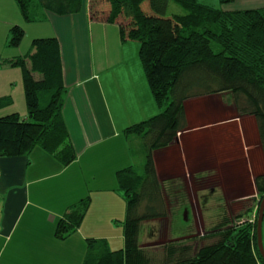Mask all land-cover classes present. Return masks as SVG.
I'll return each mask as SVG.
<instances>
[{
  "label": "crops",
  "instance_id": "obj_1",
  "mask_svg": "<svg viewBox=\"0 0 264 264\" xmlns=\"http://www.w3.org/2000/svg\"><path fill=\"white\" fill-rule=\"evenodd\" d=\"M90 4L82 0L77 13L63 16L38 10L26 22L16 0H0V118L27 119L22 72L9 62L29 55L33 40L55 38L66 91L61 113L76 154L68 166L40 148L24 157L0 158V264H83L87 239L105 240L111 251L123 249L125 202L116 175L127 168L138 171L145 161L141 140L124 130L162 108L153 100L138 44L122 43L117 24L92 19ZM260 8L264 0L221 7ZM14 26L24 31L17 48L7 45ZM189 105L200 109L191 114ZM184 111L183 131L154 153L159 180L182 178L193 187L188 194L203 202L207 194L216 196L226 204L220 214L227 217L251 215L252 205L240 204L257 202L254 178L264 173L255 119L238 115L228 93L188 100ZM86 199L80 227L56 239L58 220ZM262 243L264 248V238Z\"/></svg>",
  "mask_w": 264,
  "mask_h": 264
},
{
  "label": "trees",
  "instance_id": "obj_2",
  "mask_svg": "<svg viewBox=\"0 0 264 264\" xmlns=\"http://www.w3.org/2000/svg\"><path fill=\"white\" fill-rule=\"evenodd\" d=\"M207 1L91 0L92 19L117 24L122 43L138 44L146 81L162 111L124 130L141 140L145 161L142 173L127 168L116 175L125 202L123 249L111 251L105 240L87 239L83 264H264L257 251V218L253 224L234 226L237 216L222 215L202 237L187 235L161 248L141 243L143 223L163 222L169 198L187 197L179 178L159 180L154 162V153L168 148L185 128V102L230 94L236 113L255 119L264 157V8L223 11L221 7L234 0H216L220 7ZM16 2L26 22H32L38 10L63 16L77 13L82 4V0ZM170 3L176 12L169 13ZM167 23L169 34L164 31ZM23 35L21 27H12L7 45L17 47ZM31 49L26 57L9 62L22 72L27 119L17 114L0 118V158L24 157L40 148L68 166L76 154L61 113L66 91L58 42L37 38ZM254 187L259 206L264 173L254 178ZM89 202L82 200L58 220L56 239L64 240L80 227Z\"/></svg>",
  "mask_w": 264,
  "mask_h": 264
},
{
  "label": "rangeland",
  "instance_id": "obj_3",
  "mask_svg": "<svg viewBox=\"0 0 264 264\" xmlns=\"http://www.w3.org/2000/svg\"><path fill=\"white\" fill-rule=\"evenodd\" d=\"M207 3L209 5H214L215 7H220L216 0H208ZM176 10H177L176 6L173 3H170L169 13L176 12ZM170 29L171 27L169 23H167V25L164 27L165 33L169 34ZM214 51H218L217 47H214ZM204 108L207 109L208 106H205ZM199 109H200V105L196 107L194 105L188 106V110L191 114H195L196 113L195 111H198ZM174 165L176 164L173 163L172 166ZM142 167L143 165L138 167L139 173H142ZM180 180L182 181V178H180ZM185 188L187 192V197H185V199H182L181 197L177 198L178 195H173L169 198L170 201L167 205L168 215L163 222L162 220H153L143 223L141 230V235H142L141 243L144 247L161 248L165 244H169L173 242H181L182 237L187 235H190V237L192 238L202 237L213 228V225L219 222V218L221 217L220 215L223 214V213L220 214V211H222V209L224 210L226 209L225 207L226 204L218 202L217 200L218 198L216 196L212 198L209 197L210 196L209 194H207L206 202H203L204 199H202L200 196H198V198L195 199L194 196L189 195L190 194L189 192L193 187H191V185H189L186 182ZM240 206L243 207V209H246L248 208V206L249 207L251 206L253 209V213H251V215L250 214L247 215V213L245 212L238 215L237 218H235L232 221V224L234 226H244L247 224H253L252 222L255 220V218H257L256 215L258 212L257 211L258 200L254 204L246 202L240 204ZM123 218L124 217H122V219ZM229 218L232 219L233 217L231 218V216H229ZM262 222H263L262 224V234H263L262 239H263L264 216ZM100 235L105 236L106 234L101 233ZM203 241L206 243L209 240H203Z\"/></svg>",
  "mask_w": 264,
  "mask_h": 264
},
{
  "label": "water",
  "instance_id": "obj_4",
  "mask_svg": "<svg viewBox=\"0 0 264 264\" xmlns=\"http://www.w3.org/2000/svg\"><path fill=\"white\" fill-rule=\"evenodd\" d=\"M264 216V196L260 200L257 212V223H256V244L257 251L264 262V248L262 243V221Z\"/></svg>",
  "mask_w": 264,
  "mask_h": 264
},
{
  "label": "flooded vegetation",
  "instance_id": "obj_5",
  "mask_svg": "<svg viewBox=\"0 0 264 264\" xmlns=\"http://www.w3.org/2000/svg\"><path fill=\"white\" fill-rule=\"evenodd\" d=\"M161 226V225H160ZM161 234V233H160Z\"/></svg>",
  "mask_w": 264,
  "mask_h": 264
}]
</instances>
